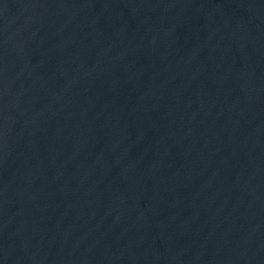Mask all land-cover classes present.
<instances>
[{
	"label": "water",
	"instance_id": "obj_1",
	"mask_svg": "<svg viewBox=\"0 0 264 264\" xmlns=\"http://www.w3.org/2000/svg\"><path fill=\"white\" fill-rule=\"evenodd\" d=\"M0 264H264V0H0Z\"/></svg>",
	"mask_w": 264,
	"mask_h": 264
}]
</instances>
